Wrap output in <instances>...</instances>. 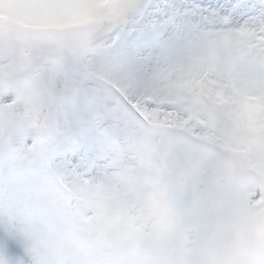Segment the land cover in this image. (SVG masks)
<instances>
[{
  "label": "snow or ice",
  "instance_id": "1",
  "mask_svg": "<svg viewBox=\"0 0 264 264\" xmlns=\"http://www.w3.org/2000/svg\"><path fill=\"white\" fill-rule=\"evenodd\" d=\"M0 264H264V0H0Z\"/></svg>",
  "mask_w": 264,
  "mask_h": 264
}]
</instances>
